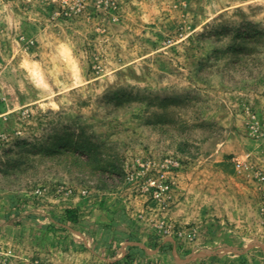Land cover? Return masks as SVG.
Segmentation results:
<instances>
[{"label":"rangeland","instance_id":"374dc122","mask_svg":"<svg viewBox=\"0 0 264 264\" xmlns=\"http://www.w3.org/2000/svg\"><path fill=\"white\" fill-rule=\"evenodd\" d=\"M0 264H264V0H0Z\"/></svg>","mask_w":264,"mask_h":264},{"label":"trees","instance_id":"16d2710c","mask_svg":"<svg viewBox=\"0 0 264 264\" xmlns=\"http://www.w3.org/2000/svg\"><path fill=\"white\" fill-rule=\"evenodd\" d=\"M73 148L74 150H80L81 153L87 154L88 157H90L94 153L93 150L86 144L85 145L81 144V146H78V144L76 145L73 144ZM75 212H76L75 210H71V209L65 210V216H64L65 220L70 223H75L77 221Z\"/></svg>","mask_w":264,"mask_h":264},{"label":"crops","instance_id":"0c3cea01","mask_svg":"<svg viewBox=\"0 0 264 264\" xmlns=\"http://www.w3.org/2000/svg\"><path fill=\"white\" fill-rule=\"evenodd\" d=\"M118 204V203H117ZM116 205V204H115ZM138 239H139V241H140V243H141V245H144V243L147 241V236H145L144 234H142V235H140L139 237H138Z\"/></svg>","mask_w":264,"mask_h":264}]
</instances>
